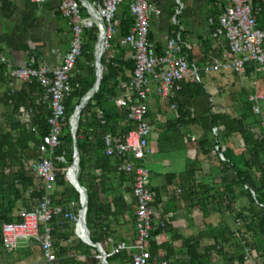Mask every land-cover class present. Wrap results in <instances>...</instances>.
Returning a JSON list of instances; mask_svg holds the SVG:
<instances>
[{"label": "crops", "instance_id": "obj_1", "mask_svg": "<svg viewBox=\"0 0 264 264\" xmlns=\"http://www.w3.org/2000/svg\"><path fill=\"white\" fill-rule=\"evenodd\" d=\"M180 1L183 6L179 4L178 0H153L158 11L150 16V40L156 51L163 54L168 38L176 35L182 29L183 38L189 44L187 48L189 58L200 66H205L208 62H212L215 57L222 56L229 50L228 42L225 39L213 37L214 26L209 22L210 17H215L218 20V16L228 5V0ZM256 8L260 9L259 12L262 10L261 7ZM71 39L72 27L70 21L60 12V0H49L43 4H37L32 0H0V125L3 130L9 129L7 131H10L12 124L16 121L27 126L28 129L33 128L36 131V141L30 142L31 147L36 145L37 140L41 144L40 137L43 129L37 126L32 117L37 115V102L42 100V96L35 97L33 106L20 107L19 112L12 116L14 119H8L7 116L12 113L14 108L4 102L6 94L10 91L16 92V94L21 93L25 88L27 89L28 83L14 78L8 74V70L10 66L26 65L31 57H35L38 64L47 63L58 66L62 63L64 55L70 50ZM130 58H132L131 51ZM248 65H254L250 76L244 75V71L203 72L202 83H205L210 97H199L195 104L188 106L191 117H182L180 105L172 101L176 93L183 89H173L174 96L168 98L160 97L156 91L151 93L149 120L153 126V131L149 140L153 151L147 156L146 162L151 170V185L158 193L155 207L160 212L161 217L166 220V227L157 230L159 233L154 235L151 242L165 244L166 247L159 250L158 257L160 258L158 259H165L168 264H180L183 261H188L186 239L201 240L203 247L212 244L214 239L208 235L210 225L221 226L227 223L234 231L238 230L234 219L226 213L227 203L224 200H214L215 191L208 192V190L212 186L217 187V191L223 187V174L220 172L219 164L220 158L223 161L228 160L225 155L227 149L229 151V148H236L239 164L243 163L240 151L243 150L244 141L239 134L224 139L223 133L218 127L224 158L221 155L218 157V151L216 148L214 149L211 142L216 137L213 131L215 127L209 134L210 142L203 146L202 144L207 137L201 125L193 120L208 113L210 107L215 111L237 117L240 108V92L244 87L249 90L250 94L256 90L264 92V86L261 84L264 71L254 75L255 64ZM219 77L225 79L228 85L232 84V86L239 88L230 95L231 104L227 101L220 103V98L215 96L214 83L220 81ZM242 77L247 82L249 81L248 84L242 83L243 85H241ZM255 79L258 81L257 88L252 86ZM185 83L198 82L185 80L183 87ZM119 95H122V91ZM174 104L177 105L176 108L173 107ZM45 106L47 110H50L47 105ZM258 115L262 117L258 119ZM254 119L264 125V104L263 111L260 114L255 113ZM251 120H248L247 123ZM118 133V135L113 133L116 138L120 139L124 136V134ZM113 159L114 161L117 160L116 158ZM36 181L42 188V181L37 178ZM110 184L117 191L118 197L122 198L119 199V205L125 213L111 216L108 220L112 235V244L109 245V248L112 250L118 242L125 240L130 247L133 246L135 250H139L137 248L138 238L135 222L138 204L133 192L134 178L130 174L126 176L113 174ZM65 186L56 184L52 191L53 198L55 195L64 192L65 189H74L67 181ZM33 191L34 188L30 189L28 195H31ZM237 195L236 203L240 209L245 204V198L239 187L237 188ZM112 196L110 193V197ZM69 202L66 205L58 204L76 211L77 207H71ZM131 206H135L134 213ZM24 208L28 209V206L19 202L12 214L20 217V211ZM68 221L71 223V229L74 232L73 222ZM73 239H78L75 233ZM30 249L33 253L28 255ZM56 250L58 251L57 246ZM169 251L175 253L171 260L167 259ZM235 253V248L228 245L226 247L227 256L219 255L215 257V260L217 264H228L224 263L223 260L234 264L232 257L235 256ZM256 255L257 252H255L254 257ZM9 256H14L15 260L13 261L19 264H42L44 258L39 244L32 246L30 240L25 241L21 247H19L18 242L14 251H7L3 248L0 254V264L7 263ZM254 257L253 259H246V264H255ZM63 260L65 261L64 258Z\"/></svg>", "mask_w": 264, "mask_h": 264}, {"label": "trees", "instance_id": "obj_2", "mask_svg": "<svg viewBox=\"0 0 264 264\" xmlns=\"http://www.w3.org/2000/svg\"><path fill=\"white\" fill-rule=\"evenodd\" d=\"M253 4L256 7H261L259 21L264 26V0H253ZM134 24L135 16L131 11V0H125L119 8L112 39L114 44H118L119 51L115 53L114 58H110V53L113 51L107 52L102 57V82L99 90L90 98L81 112L77 134V144L81 155L80 180L89 192L87 223L91 230V239L95 243L103 245L108 253L107 260L110 264H131L132 257L137 251L131 246L119 253L110 254L109 245L112 244V235L108 220L111 216L125 213L119 205V199L122 198L118 197L117 191L110 186V182L113 174L126 176L127 173L118 170L119 160L117 158L114 161V157L105 153L104 141V136L109 131L115 135H118V132L120 135H125L135 126V123L128 119L127 110L116 102L120 91H122L121 81L128 80L134 73L136 66L135 60L130 58L132 49L120 45V40L130 33ZM86 37L88 41L84 46L82 56L78 60L77 72L72 81L73 92L66 101L69 117L74 113L81 99L93 88L97 79L96 67L93 64L95 54L91 45L97 43L98 36L94 30H89L86 32ZM253 67L254 65H248L244 70V75L250 76ZM261 84L264 86V78ZM42 92V86L36 79L28 82L27 89L25 88L21 93L8 92L4 102L12 106L14 110L7 118L11 119L22 106H33L35 97L42 96ZM249 94L246 87L241 90L239 116L237 117L215 111L210 107L208 113L200 115L193 121L199 123L205 132L207 138L203 142V146L210 142L209 134L214 127L221 129L224 139L239 134L244 141L243 150L240 151L243 163L239 164L236 148H229V151L227 149L225 155L228 160L223 161L220 158L219 164L220 172L223 174V187L220 189L221 191H217V187L212 186L208 192L215 191L214 200H224L227 203L226 213L234 219L236 225L237 219L242 220V225H237V228L245 233L244 238L247 245H251L256 250L255 264H264V125L254 119L253 102L250 101ZM199 97H210L205 83H185L183 90L177 92L172 101L180 105L182 117L186 118L191 117L188 106L195 104ZM37 103V115L32 118L37 126L43 129L41 133L45 134L48 131L47 124L51 111L47 110L46 104L42 100ZM101 112L107 120L106 124L101 122ZM248 120L251 122L247 123ZM7 130L9 129L3 130L0 125V254L4 248L2 234L4 222L21 220V217L12 214L17 204L23 202L29 210H33L37 202L46 193L45 189L39 187V182L36 181L29 167L31 160L42 155L39 140H37L36 145L30 146L31 141H36V131L33 128L28 129L27 126L16 121L12 124V130ZM61 139L62 143L56 151V156L66 151L71 160L74 139L70 126L63 130ZM211 142L215 149L216 137ZM217 154L220 157L219 151ZM60 167L63 168L64 164L60 163ZM65 182L64 174L60 172L57 184L65 186ZM238 187L245 198V204L240 209L236 203ZM32 188L34 191L28 195V191ZM110 193H112V197H110ZM74 198H79V193L75 189H65L64 192L54 196V201L66 205ZM131 207L133 213L138 209V205L136 209H134L135 206ZM52 223L55 227L54 242L58 248V253L68 264H102L100 250L96 246L80 239H73L74 232L68 219L55 216ZM235 231L227 223L221 226L210 225L208 235L214 239V242L204 247L201 240L186 239L185 246L189 259L180 264H217L215 257L219 255L226 257L228 245L235 248L236 253L232 257L234 264H246L247 245L234 236ZM158 233L155 231L154 235ZM153 237L149 242L152 241ZM30 243L32 246L38 245L34 238H30ZM149 247L153 256L160 258L158 257L159 250L166 246L151 242ZM31 253L33 251L30 249L28 255ZM174 255L175 253L169 251L167 259L171 260Z\"/></svg>", "mask_w": 264, "mask_h": 264}, {"label": "built area", "instance_id": "obj_3", "mask_svg": "<svg viewBox=\"0 0 264 264\" xmlns=\"http://www.w3.org/2000/svg\"><path fill=\"white\" fill-rule=\"evenodd\" d=\"M32 1L43 4L49 0ZM124 1L60 0V12L70 21L72 27L71 47L64 55L62 63L58 66L38 64L37 59L31 57L26 65L10 66L8 70V74L24 82H31L33 79L39 82L43 88L42 100L51 110V116L47 124L48 131L40 137L42 155L30 163V169L34 176L42 181L41 187L46 193L33 210L24 208L20 211V221L4 222L2 234L7 251H14L21 237H31L43 251L42 264H67L56 250L55 227L52 223L55 216L71 220L75 236L84 242L89 240L87 193L80 180L81 155H77L75 143L71 160L68 152L64 151L56 156V151L61 146L65 127L70 126L74 138L77 122L72 115L68 116L66 101L73 92L72 81L77 72V63L88 41L86 32L94 30L98 36L95 67L97 57L102 59L109 51H113L110 58H114L115 53L119 51L118 44L112 41L114 26ZM178 2L183 6L180 0ZM259 10L252 0H228V5L220 13L218 20L210 17L209 22L214 26L213 37L225 39L229 50L205 66H200L189 59V44L183 38L182 29L168 38L165 52L159 54L149 38L150 16L158 11L156 4L153 0H131L135 24L130 33L120 40V45L132 49L136 66L132 76L121 81L122 95L118 96L116 102L127 110L128 119L133 121L135 126L120 139L111 132L104 136L105 153L119 160L120 172L130 174L134 178L133 191L138 201L135 222L139 250L134 253L131 264H168L165 259L155 258L146 244L155 231L166 227V220L155 207L158 193L151 185V170L146 162L147 156L153 151L149 140L153 131L149 120L151 93L156 91L163 98L174 96L173 89L182 90L185 80L202 82L203 72H242L248 64H255L254 75L264 71V26L259 21ZM252 86L257 88L256 79ZM249 99L253 102L254 112L260 114L263 111L264 92L256 90L250 94ZM173 107L176 108L177 105L174 104ZM100 117L102 124H106L103 112ZM213 131L217 139L216 150L224 158L219 128L215 127ZM60 163L64 164L63 168ZM60 172L79 193V199L69 202L71 207H77L76 211L54 201L52 191L56 187ZM242 223L241 219H237L238 226ZM234 235L247 245L245 233L236 230ZM129 247V243L122 240L113 247L110 254L119 253ZM255 252L251 245H247L246 259H253Z\"/></svg>", "mask_w": 264, "mask_h": 264}, {"label": "water", "instance_id": "obj_4", "mask_svg": "<svg viewBox=\"0 0 264 264\" xmlns=\"http://www.w3.org/2000/svg\"><path fill=\"white\" fill-rule=\"evenodd\" d=\"M97 79H96V83L93 86V88H91L87 94L81 99L79 105L76 107L74 113L72 114V117L75 118L77 124H76V128L74 131V143L76 145V153L77 155L80 154L79 149H78V138H77V134H78V128H79V120L81 118V112L83 110V108L85 107V105L87 104V102L90 100V98L99 90L101 82H102V59L101 57H97ZM75 164H77V162H75ZM82 188L85 189L86 193H87V204H86V208L88 209V204H89V192L88 189L82 185ZM88 232H89V240L87 243H89L90 245L96 246L99 250H100V256L102 258V264H110L109 261L107 260V252L105 250V248L103 247L102 244H97L95 243L92 239H91V231L90 228L88 227Z\"/></svg>", "mask_w": 264, "mask_h": 264}, {"label": "rangeland", "instance_id": "obj_5", "mask_svg": "<svg viewBox=\"0 0 264 264\" xmlns=\"http://www.w3.org/2000/svg\"><path fill=\"white\" fill-rule=\"evenodd\" d=\"M97 44V43H96ZM96 44H92L91 46H92V48L94 49V51H95V48H96ZM220 81H218L217 83H214V90H215V93H216V95L215 96H217V98L219 99V102L220 103H224V102H229V104H231L230 102H232V99H231V97H230V95L232 94V92H236L239 88L238 87H236V86H232V84H229L228 85V83H226V80L225 79H222L221 77H219L218 78ZM249 82V81H248ZM248 82L245 80V78H241V85H243L242 83H244V84H248ZM262 116L261 115H258L257 116V118L259 119V118H261ZM65 128H67V127H65ZM64 128V129H65ZM69 183V182H68ZM69 185H71L70 183H69ZM30 238L31 237H21L20 239H19V247H21L22 246V244L25 242V241H28V240H30ZM146 244H149V242H146ZM14 256H16V255H14ZM14 256H9V259H8V262L7 263H5V264H15L16 263V261H13V260H15L14 258ZM221 261H222V259H220ZM227 261V260H226ZM225 260H223V262L224 263H228V264H231L229 261L228 262H226ZM37 262V261H36ZM16 264H19V263H16ZM24 264H26V263H24Z\"/></svg>", "mask_w": 264, "mask_h": 264}]
</instances>
